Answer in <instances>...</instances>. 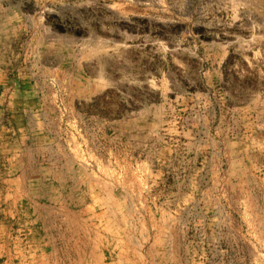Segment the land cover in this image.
Listing matches in <instances>:
<instances>
[{
	"label": "rangeland",
	"instance_id": "obj_1",
	"mask_svg": "<svg viewBox=\"0 0 264 264\" xmlns=\"http://www.w3.org/2000/svg\"><path fill=\"white\" fill-rule=\"evenodd\" d=\"M0 51V264H264V0H0Z\"/></svg>",
	"mask_w": 264,
	"mask_h": 264
},
{
	"label": "crops",
	"instance_id": "obj_2",
	"mask_svg": "<svg viewBox=\"0 0 264 264\" xmlns=\"http://www.w3.org/2000/svg\"><path fill=\"white\" fill-rule=\"evenodd\" d=\"M3 63H4L3 58L0 55V103L7 100V97L5 95L9 94V92H11L10 97H13V94H12L13 90L11 91L10 89L11 87L12 89L14 88L13 79L10 78V74H9L8 62H6L7 66H4ZM9 83H11L10 86H9ZM12 104H13V101H12ZM11 127L12 128L7 127V131L10 132L9 135L7 134L8 135L7 138H13L14 135H23V139H22L23 150L29 151L31 148L28 142L25 141L27 137H24V135L28 132V129L26 127H22V128H16L14 126H11Z\"/></svg>",
	"mask_w": 264,
	"mask_h": 264
}]
</instances>
